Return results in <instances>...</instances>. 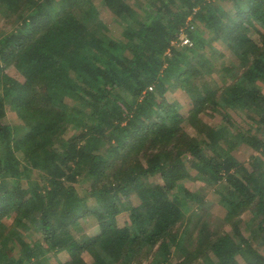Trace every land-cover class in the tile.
<instances>
[{"label": "trees", "instance_id": "obj_1", "mask_svg": "<svg viewBox=\"0 0 264 264\" xmlns=\"http://www.w3.org/2000/svg\"><path fill=\"white\" fill-rule=\"evenodd\" d=\"M0 24V264H264V0H0Z\"/></svg>", "mask_w": 264, "mask_h": 264}, {"label": "rangeland", "instance_id": "obj_2", "mask_svg": "<svg viewBox=\"0 0 264 264\" xmlns=\"http://www.w3.org/2000/svg\"><path fill=\"white\" fill-rule=\"evenodd\" d=\"M130 5L133 4V1L134 0H127ZM139 1H143V0H136V2H139ZM136 11H138V9L136 8ZM100 12H101V19L106 22L107 24L110 25V27L113 29L114 33L119 36L120 33H121V28H120V25L117 24L115 21H114V18L112 17V15L109 13V11L107 10H104V9H100ZM139 12V11H138ZM2 26L1 30H4L5 29V25L3 24H0ZM0 26V27H1ZM213 46L221 51L226 57L228 58H231L233 59V56H232V53L228 50H226L225 46L221 43V42H213ZM6 74L8 76H11L13 78H16V79H19V80H24L26 77L20 73V72H17L15 69L13 68H8L6 71ZM211 75L214 76L215 79H217L218 77L216 76V72L215 71H210ZM175 94L176 97L179 96V98L182 100L183 98V104H186L188 102V99L186 97V95L184 93H181L180 91H175V92H172ZM177 93V95H176ZM191 105L190 104H186L185 105V110H188L190 109ZM16 115L11 112L9 115H8V118H7V122L9 123H13L14 121H16ZM207 122H212V120L206 118L205 119ZM249 149L246 148V147H240L239 149H236L234 151V155L240 160V161H243V162H248V159H249V156H248V153H249ZM196 171L193 170L192 171V175H195ZM26 185L30 184V181L28 180V182L25 183ZM186 187L192 191H198L199 194H201L203 197L207 198L208 194H209V190L203 188V186L201 185L200 182H195V181H188L186 182ZM131 199L132 201L134 202L135 205H138L140 203V201L138 200L137 198V194H134V193H131ZM209 211L210 213L214 214V215H218V216H224V210L219 206L217 205L216 203L212 204L210 207H209ZM257 217H258V214L256 212V210H252V211H249L247 214L244 215V219L245 221L249 224V226H252V225H255V223L257 222ZM123 220V217H120L119 218V221L121 222ZM82 223V222H81ZM95 232H91V234H88L86 237H91L93 234H95ZM80 238H78L79 240ZM82 240V239H81ZM80 240V242H81ZM47 258L49 259V262L51 264H56V256H53V254L51 255L50 253H47ZM60 260L62 261H65L68 259V255L66 252H63L60 254L59 258Z\"/></svg>", "mask_w": 264, "mask_h": 264}, {"label": "built area", "instance_id": "obj_3", "mask_svg": "<svg viewBox=\"0 0 264 264\" xmlns=\"http://www.w3.org/2000/svg\"><path fill=\"white\" fill-rule=\"evenodd\" d=\"M180 45L181 46H186V45H189L191 46L192 45V42L189 38L185 37V36H181L180 37Z\"/></svg>", "mask_w": 264, "mask_h": 264}]
</instances>
